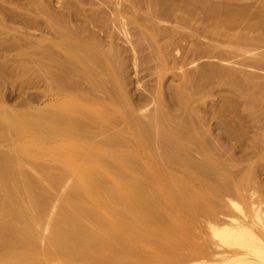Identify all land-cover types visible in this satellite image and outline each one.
<instances>
[{"label":"rangeland","instance_id":"rangeland-1","mask_svg":"<svg viewBox=\"0 0 264 264\" xmlns=\"http://www.w3.org/2000/svg\"><path fill=\"white\" fill-rule=\"evenodd\" d=\"M77 51L92 53L90 63L77 60ZM63 104L90 112L73 111L84 117L76 115L78 123L93 122L87 127L97 139L133 131L134 118L151 126L158 114L170 127L167 138L175 128L181 133V148L170 138L166 145L179 160H161L162 169L187 178L199 208L173 264H223L249 253L264 263V0H0L1 109L50 108V115L64 116ZM2 131L5 156L13 144ZM131 133L116 137L119 147L135 146L140 165L160 163ZM65 177L55 189L43 182L49 201L41 243L73 185ZM239 223L254 231L253 247L218 237ZM146 249L145 256H163Z\"/></svg>","mask_w":264,"mask_h":264},{"label":"bare ground","instance_id":"bare-ground-1","mask_svg":"<svg viewBox=\"0 0 264 264\" xmlns=\"http://www.w3.org/2000/svg\"><path fill=\"white\" fill-rule=\"evenodd\" d=\"M73 52L76 53L74 50ZM73 52H70L72 56ZM81 53L78 56L77 51V60L83 64L90 63L87 60L90 61L88 55L92 53ZM45 67L47 68L46 65ZM70 107V104L62 105L64 116H58L57 113L50 115L51 112L45 111L50 108L9 112V108L3 111L4 107H0L3 111L0 110V125H3V131H0L9 133L7 136L11 135L13 144L10 153L5 149L8 154H3V151L1 155L5 156H0V188L3 191L0 193V225L2 223V231L5 232L4 235L0 234V243L6 246V249L3 247L5 250L1 249L0 264H52L54 261L59 264H167V260L172 264L179 262V251L188 240L190 218L195 217L199 208L198 201L189 195L192 189L187 178L170 173L172 170L169 167H165L168 172L162 169L165 163L162 167L161 160H179L174 158L177 156L173 155L176 152L171 153V148L166 147L170 140L173 141V146H180L182 141L177 138L179 131L173 129L176 133L172 130L170 136L167 134L170 138L168 140V124L159 114L151 126L132 118L129 122L134 127L133 131L130 127L118 132L111 130L115 134H110H117L116 137L132 132L134 141L142 142L148 156L160 161L141 162L140 165L137 161L141 159H138L135 146L122 149L119 142L116 143V137L107 134L106 137L103 132L101 135L104 137L97 139L99 133L87 127H91L93 122L89 121L90 124H87L86 119V124L78 123L76 115L80 114L73 111L77 112L81 107H73L72 111ZM83 110L86 112V109ZM129 113L132 116L133 112ZM82 114L84 115L83 112ZM90 118L95 120L96 116L93 118L91 115ZM160 147L162 148L159 150ZM4 157L5 161L2 163ZM138 164L142 166V170ZM28 165L33 166L36 171H29ZM139 172L141 175H136ZM67 175L74 178L73 185L71 189L68 188V195L65 193L66 199L63 198L64 204L61 208L58 207L59 213H55L58 216L54 221L51 219L54 222V226L50 224L53 226L51 233L41 243L40 223L44 215H47L44 202L49 201H43L48 196L43 182L47 180L55 189ZM168 219L171 223L166 222ZM239 224L234 226L236 228L233 231L226 227L223 232H217L218 237L224 241L232 240L228 242L232 245L242 244L240 247L253 244V236H256L253 235L254 231L251 227ZM93 225L97 227L94 229ZM146 248L163 256L160 259L145 256L146 251L145 255L142 253ZM248 255L229 258L223 264H238L241 261L261 263L260 260H251L252 255ZM162 258L166 261L163 262Z\"/></svg>","mask_w":264,"mask_h":264}]
</instances>
